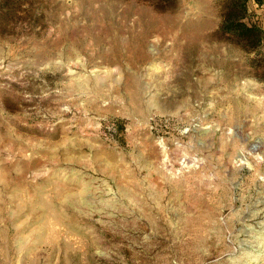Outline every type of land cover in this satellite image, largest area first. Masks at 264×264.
Instances as JSON below:
<instances>
[{"label":"rangeland","instance_id":"rangeland-1","mask_svg":"<svg viewBox=\"0 0 264 264\" xmlns=\"http://www.w3.org/2000/svg\"><path fill=\"white\" fill-rule=\"evenodd\" d=\"M0 264H264V5L0 0Z\"/></svg>","mask_w":264,"mask_h":264},{"label":"trees","instance_id":"trees-1","mask_svg":"<svg viewBox=\"0 0 264 264\" xmlns=\"http://www.w3.org/2000/svg\"><path fill=\"white\" fill-rule=\"evenodd\" d=\"M257 4L264 5V0H255ZM239 25H242L241 23ZM245 25V24H244Z\"/></svg>","mask_w":264,"mask_h":264},{"label":"crops","instance_id":"crops-1","mask_svg":"<svg viewBox=\"0 0 264 264\" xmlns=\"http://www.w3.org/2000/svg\"><path fill=\"white\" fill-rule=\"evenodd\" d=\"M254 2H255V0H254Z\"/></svg>","mask_w":264,"mask_h":264}]
</instances>
